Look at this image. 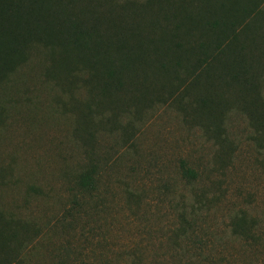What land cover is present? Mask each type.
Returning a JSON list of instances; mask_svg holds the SVG:
<instances>
[{"label":"rangeland","instance_id":"rangeland-1","mask_svg":"<svg viewBox=\"0 0 264 264\" xmlns=\"http://www.w3.org/2000/svg\"><path fill=\"white\" fill-rule=\"evenodd\" d=\"M68 1L140 73L105 95L79 64L50 79L61 47L34 44L0 80V264H264V0ZM236 3L256 89L215 66L191 86L195 57L173 71L164 34L196 45ZM206 94L220 108L200 112Z\"/></svg>","mask_w":264,"mask_h":264},{"label":"trees","instance_id":"trees-1","mask_svg":"<svg viewBox=\"0 0 264 264\" xmlns=\"http://www.w3.org/2000/svg\"><path fill=\"white\" fill-rule=\"evenodd\" d=\"M71 6L68 0H0V80L6 79L24 62L29 47L34 44L49 47L52 52L56 46L61 47L62 60L54 63L48 72L52 80H59V74L72 77L71 67L79 64L90 78L89 82L108 95L113 90L123 91L131 73L139 75L134 62L124 55L126 48L123 44L118 42L116 59L112 58L109 47L105 48L102 43L98 25L89 15L91 25H87L85 19L71 11ZM248 11L237 3L228 9L222 7L213 21L201 24L196 45H191L194 31L186 34L184 39L179 26L173 36L164 34L163 43L171 47L174 55L172 70L184 69L185 62L194 56L200 72L194 73L191 86L199 81L203 71L206 74L215 66L222 72L223 79L230 78L244 90L253 92L257 87L258 60L254 56L247 58L245 50L247 41L249 48L255 39L250 40L247 36L248 20L239 21V17L246 16ZM194 102L200 112L206 113L212 107L221 106L219 101L214 103L210 94L198 97ZM183 174L187 178L195 177V173L186 167H183ZM95 182V171L91 170L80 176L78 185L91 192L95 189Z\"/></svg>","mask_w":264,"mask_h":264}]
</instances>
